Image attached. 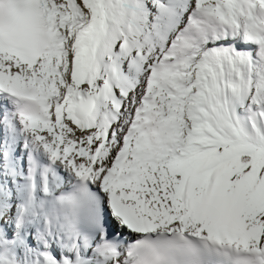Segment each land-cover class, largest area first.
Returning a JSON list of instances; mask_svg holds the SVG:
<instances>
[{
    "label": "snow or ice",
    "instance_id": "snow-or-ice-1",
    "mask_svg": "<svg viewBox=\"0 0 264 264\" xmlns=\"http://www.w3.org/2000/svg\"><path fill=\"white\" fill-rule=\"evenodd\" d=\"M0 264H264V0H0Z\"/></svg>",
    "mask_w": 264,
    "mask_h": 264
}]
</instances>
